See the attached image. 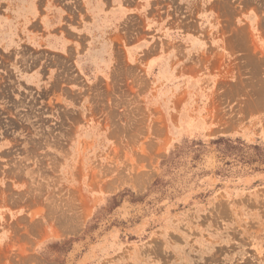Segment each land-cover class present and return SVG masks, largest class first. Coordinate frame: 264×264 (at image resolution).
Masks as SVG:
<instances>
[{
  "label": "rangeland",
  "instance_id": "374dc122",
  "mask_svg": "<svg viewBox=\"0 0 264 264\" xmlns=\"http://www.w3.org/2000/svg\"><path fill=\"white\" fill-rule=\"evenodd\" d=\"M194 2L107 71L0 6V264H264V0Z\"/></svg>",
  "mask_w": 264,
  "mask_h": 264
},
{
  "label": "crops",
  "instance_id": "0c3cea01",
  "mask_svg": "<svg viewBox=\"0 0 264 264\" xmlns=\"http://www.w3.org/2000/svg\"><path fill=\"white\" fill-rule=\"evenodd\" d=\"M156 1L0 0V6L5 12L14 11L21 16L16 32L22 41L26 34V40L35 48L72 55V60L77 62H95L97 67L107 71L119 59L120 49L129 61H136L139 55L137 47L148 45L137 40L138 20H141L142 30L154 27L156 21L164 26L166 21L157 17ZM199 2L197 0L198 15ZM193 5H196V0ZM210 12L208 7L203 25L199 21L193 25V44H212L214 23ZM253 12L256 14L254 28L257 31L258 11L255 9ZM253 40L254 44L264 45V35Z\"/></svg>",
  "mask_w": 264,
  "mask_h": 264
}]
</instances>
